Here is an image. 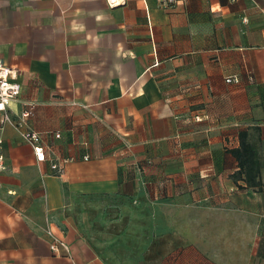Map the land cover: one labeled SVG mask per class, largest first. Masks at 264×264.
Here are the masks:
<instances>
[{"label":"crops","instance_id":"1","mask_svg":"<svg viewBox=\"0 0 264 264\" xmlns=\"http://www.w3.org/2000/svg\"><path fill=\"white\" fill-rule=\"evenodd\" d=\"M0 59L9 113L36 102L23 127L68 158L0 111V264H264L230 152L249 130L264 181V0H0Z\"/></svg>","mask_w":264,"mask_h":264},{"label":"built area","instance_id":"2","mask_svg":"<svg viewBox=\"0 0 264 264\" xmlns=\"http://www.w3.org/2000/svg\"><path fill=\"white\" fill-rule=\"evenodd\" d=\"M18 76L19 71L16 68L0 59V111L3 112L1 123H3V125L6 123L13 125L18 130L20 135L24 137L26 141L31 145L37 161L42 162L50 158L53 170L56 172V174L61 175L65 171L68 158H54V151L48 145L44 144L41 132L37 130L35 131L31 128L23 127L27 123V119L35 114L36 102H23L24 108L20 112V115L17 116V118H13L8 111V106L10 105V103L19 100L22 94V83L19 80ZM226 80L228 82L240 81L238 76H229L226 78ZM249 80L252 82L254 81L253 74L249 75ZM55 136L60 137V134L56 133ZM0 142H2L1 139ZM88 158L89 155H86L85 159ZM5 168L4 155L0 152V169ZM49 234L51 236V239L53 240L50 245L53 252L58 251L60 248H63L67 253H69L70 248L65 240L58 238L50 231Z\"/></svg>","mask_w":264,"mask_h":264},{"label":"trees","instance_id":"3","mask_svg":"<svg viewBox=\"0 0 264 264\" xmlns=\"http://www.w3.org/2000/svg\"><path fill=\"white\" fill-rule=\"evenodd\" d=\"M249 130L239 133V146L230 148V152L238 161V169L232 175L236 182L245 180V187L254 191H264L262 178L263 161L256 146L251 142ZM239 187H242L239 185Z\"/></svg>","mask_w":264,"mask_h":264},{"label":"rangeland","instance_id":"4","mask_svg":"<svg viewBox=\"0 0 264 264\" xmlns=\"http://www.w3.org/2000/svg\"><path fill=\"white\" fill-rule=\"evenodd\" d=\"M258 256H260L261 255V258H260V260L262 259V253H263V248H261V246H260V250L258 251ZM257 262H259L258 261V259H257ZM258 264H260V263H258Z\"/></svg>","mask_w":264,"mask_h":264}]
</instances>
